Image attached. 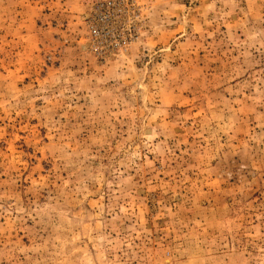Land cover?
Masks as SVG:
<instances>
[{
	"label": "rangeland",
	"instance_id": "374dc122",
	"mask_svg": "<svg viewBox=\"0 0 264 264\" xmlns=\"http://www.w3.org/2000/svg\"><path fill=\"white\" fill-rule=\"evenodd\" d=\"M0 0V264H264V0Z\"/></svg>",
	"mask_w": 264,
	"mask_h": 264
},
{
	"label": "built area",
	"instance_id": "2783aa9c",
	"mask_svg": "<svg viewBox=\"0 0 264 264\" xmlns=\"http://www.w3.org/2000/svg\"><path fill=\"white\" fill-rule=\"evenodd\" d=\"M140 22L136 0H97L87 19V38L92 50L100 57L125 50Z\"/></svg>",
	"mask_w": 264,
	"mask_h": 264
}]
</instances>
